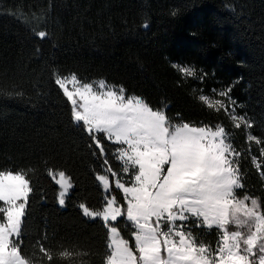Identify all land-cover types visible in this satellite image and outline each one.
Listing matches in <instances>:
<instances>
[{"label": "snow or ice", "instance_id": "snow-or-ice-1", "mask_svg": "<svg viewBox=\"0 0 264 264\" xmlns=\"http://www.w3.org/2000/svg\"><path fill=\"white\" fill-rule=\"evenodd\" d=\"M81 7L47 0L27 15L4 10L24 20L32 48L0 62V98L35 99L56 119L12 132L24 150L0 165V264H264V109L235 94L243 78L218 81L193 60L165 57L175 74L150 96L45 56L44 44L58 49L70 38ZM157 7L172 20L182 12ZM61 10L77 13L73 28ZM231 10L246 14L244 5ZM142 15L138 27L150 30ZM199 35L198 26L189 48ZM43 181L57 220L44 217L31 232L33 202H46Z\"/></svg>", "mask_w": 264, "mask_h": 264}, {"label": "trees", "instance_id": "trees-1", "mask_svg": "<svg viewBox=\"0 0 264 264\" xmlns=\"http://www.w3.org/2000/svg\"><path fill=\"white\" fill-rule=\"evenodd\" d=\"M57 3L60 0H56ZM81 21L70 32V38L61 42V47L51 49L44 44L45 56L55 53L61 64L87 65L102 72L110 80L135 86L137 91L155 95V85L170 87L174 71L167 67L165 57L174 60L190 59L208 71H215L218 81L229 82L242 77L236 95L257 112L264 109V0H78ZM111 2L117 7L102 12ZM47 0H0V62L4 58L15 60L22 50L27 53L32 43L26 40L24 20L4 14L5 9H16L17 14L38 11ZM168 3L179 6L181 15L172 20L160 14L158 5ZM123 7H120V6ZM235 5H244L246 14L238 16L231 10ZM143 12L149 14L150 30L138 27ZM76 12L61 10L58 17L63 25L73 28ZM122 18L130 23L122 27ZM109 21L111 28L108 27ZM199 26L200 35L187 46L191 32ZM83 29V35L80 29ZM131 29V30H129ZM115 35H112V33ZM89 37H91L89 39ZM33 67H36L34 64ZM209 81V87L213 86ZM26 87H29L26 84ZM171 95L172 93L169 92ZM176 107L186 105L183 93H176ZM33 104L36 107H33ZM55 104V100H52ZM55 109L41 105L35 99L7 100L0 98V165L4 155H17L23 145L17 134L44 128L51 120ZM46 202L37 200L32 206L34 232L44 217L57 220L53 193L46 181Z\"/></svg>", "mask_w": 264, "mask_h": 264}]
</instances>
